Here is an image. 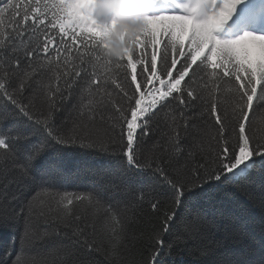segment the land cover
Listing matches in <instances>:
<instances>
[{
  "label": "snow or ice",
  "instance_id": "snow-or-ice-1",
  "mask_svg": "<svg viewBox=\"0 0 264 264\" xmlns=\"http://www.w3.org/2000/svg\"><path fill=\"white\" fill-rule=\"evenodd\" d=\"M258 28L264 0H0V264H182L236 227L196 197L264 206Z\"/></svg>",
  "mask_w": 264,
  "mask_h": 264
},
{
  "label": "trees",
  "instance_id": "trees-1",
  "mask_svg": "<svg viewBox=\"0 0 264 264\" xmlns=\"http://www.w3.org/2000/svg\"><path fill=\"white\" fill-rule=\"evenodd\" d=\"M254 131L257 136H264V123H261L258 117L254 121ZM82 162L90 167H97L103 163L89 158H83ZM82 179L87 183V177ZM259 183L257 178L251 188L255 194L252 202H248L243 193L234 194L230 189L220 190L207 199L196 197L192 205L194 210L204 212L208 219H212L213 215L217 219L221 216L230 217L236 221V227L229 230L227 237L223 229H210L206 239L188 241L182 246L178 261H182V264H232L234 261L250 258L253 240H264V206L261 205ZM166 208L165 205L161 210ZM158 215L149 213V220L155 221ZM182 215H187V210ZM147 223L148 221L143 219L140 221L136 227L137 234L147 230L145 227ZM7 243L8 234L0 231V253ZM137 247L143 251L146 246L142 240H138Z\"/></svg>",
  "mask_w": 264,
  "mask_h": 264
},
{
  "label": "clouds",
  "instance_id": "clouds-1",
  "mask_svg": "<svg viewBox=\"0 0 264 264\" xmlns=\"http://www.w3.org/2000/svg\"><path fill=\"white\" fill-rule=\"evenodd\" d=\"M117 24H114L113 27L124 26L125 24L129 25L130 27L133 26L131 20L124 14H121L117 18ZM110 44V51L113 55H118L121 50V45L117 41H109Z\"/></svg>",
  "mask_w": 264,
  "mask_h": 264
},
{
  "label": "rangeland",
  "instance_id": "rangeland-1",
  "mask_svg": "<svg viewBox=\"0 0 264 264\" xmlns=\"http://www.w3.org/2000/svg\"><path fill=\"white\" fill-rule=\"evenodd\" d=\"M264 29V28H263Z\"/></svg>",
  "mask_w": 264,
  "mask_h": 264
}]
</instances>
